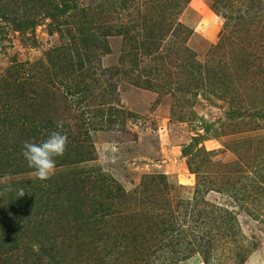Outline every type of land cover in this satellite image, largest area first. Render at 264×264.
Here are the masks:
<instances>
[{"label": "rangeland", "instance_id": "1", "mask_svg": "<svg viewBox=\"0 0 264 264\" xmlns=\"http://www.w3.org/2000/svg\"><path fill=\"white\" fill-rule=\"evenodd\" d=\"M0 228V264H264V0H0Z\"/></svg>", "mask_w": 264, "mask_h": 264}, {"label": "clouds", "instance_id": "2", "mask_svg": "<svg viewBox=\"0 0 264 264\" xmlns=\"http://www.w3.org/2000/svg\"><path fill=\"white\" fill-rule=\"evenodd\" d=\"M62 128L63 122H57V130L51 131L44 139H30L23 144L22 156L41 181L48 180L55 174L57 158L66 151L68 136L60 130ZM23 194L24 191L20 190L19 195Z\"/></svg>", "mask_w": 264, "mask_h": 264}, {"label": "trees", "instance_id": "3", "mask_svg": "<svg viewBox=\"0 0 264 264\" xmlns=\"http://www.w3.org/2000/svg\"><path fill=\"white\" fill-rule=\"evenodd\" d=\"M163 29H165V27L163 26ZM163 31V30H162ZM167 32V31H166ZM163 32H161V34H162ZM149 35H151L150 33H149ZM149 37H151V36H149ZM162 39V38H161ZM159 40V39H158ZM2 229L0 228V231H1ZM4 231V230H3ZM8 241H9V248L11 249V248H13V247H15V245H12V242L10 241V238L9 237H5V239L4 238H0V242H2V243H8Z\"/></svg>", "mask_w": 264, "mask_h": 264}]
</instances>
